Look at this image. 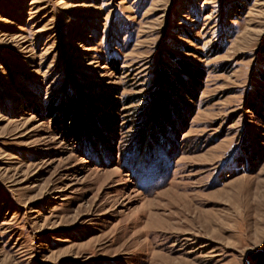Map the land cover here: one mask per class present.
<instances>
[{"label":"rangeland","instance_id":"obj_1","mask_svg":"<svg viewBox=\"0 0 264 264\" xmlns=\"http://www.w3.org/2000/svg\"><path fill=\"white\" fill-rule=\"evenodd\" d=\"M0 264H264V0H0Z\"/></svg>","mask_w":264,"mask_h":264}]
</instances>
